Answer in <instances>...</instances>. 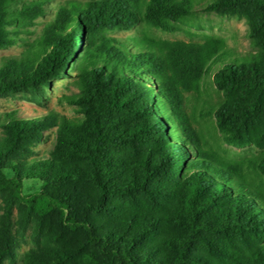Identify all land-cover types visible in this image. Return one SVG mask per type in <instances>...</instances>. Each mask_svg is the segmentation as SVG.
I'll use <instances>...</instances> for the list:
<instances>
[{"label":"trees","instance_id":"1","mask_svg":"<svg viewBox=\"0 0 264 264\" xmlns=\"http://www.w3.org/2000/svg\"><path fill=\"white\" fill-rule=\"evenodd\" d=\"M54 1L0 0V49L25 47L0 97L70 76L78 111L0 114V264H264V0H66L33 37ZM198 12L244 19L253 51L158 34Z\"/></svg>","mask_w":264,"mask_h":264},{"label":"rangeland","instance_id":"2","mask_svg":"<svg viewBox=\"0 0 264 264\" xmlns=\"http://www.w3.org/2000/svg\"><path fill=\"white\" fill-rule=\"evenodd\" d=\"M66 0H55L51 4V10L48 15L44 18L38 19V25L34 27L36 37L40 35L43 31L45 23L49 21L56 9V6ZM205 2V0H203ZM199 7V6H197ZM196 21L201 23V27H196L193 25H185L184 31H179L175 34H165L158 32L159 35H162L166 38H177L184 40H204L205 35H220L226 37L228 43L235 47L241 53H249L253 51L251 42L247 37L248 25L244 19H238L235 17H221L215 13H201L198 12V18ZM189 31V32H188ZM130 31L127 34H131ZM25 47L23 45H18L11 47L9 49H0V63H2L5 57L19 55L24 51ZM72 77L67 76L61 80L54 81L53 86L48 90L47 95L42 100V102H36L28 100L21 95L9 96V97H0V114L5 112L17 111L19 116L22 117H36L48 115L54 113L60 117L67 116L70 118L76 117L78 111L76 106L66 100L65 96L69 95L72 92L73 84ZM214 98H216V93L213 92ZM201 122L202 119H200ZM207 123L210 126L206 129V134H214L215 129L212 126V119L207 118ZM200 126V122L196 123ZM201 128V127H199ZM56 139V128L46 130L44 132V140L37 145L35 148L37 156H47L51 149L54 146ZM230 153L235 156H253L259 153V150L256 148H235L231 146H226ZM40 189V184L36 181H26L24 187V194L34 193ZM2 200L0 197V212H1ZM17 214V213H16ZM30 232L26 236V240L21 239L20 251L24 252L30 248L29 242ZM20 239V238H19Z\"/></svg>","mask_w":264,"mask_h":264}]
</instances>
